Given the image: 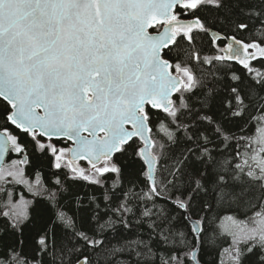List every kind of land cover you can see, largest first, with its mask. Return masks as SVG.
I'll use <instances>...</instances> for the list:
<instances>
[{
    "label": "snow or ice",
    "instance_id": "snow-or-ice-1",
    "mask_svg": "<svg viewBox=\"0 0 264 264\" xmlns=\"http://www.w3.org/2000/svg\"><path fill=\"white\" fill-rule=\"evenodd\" d=\"M0 264H264V0H0Z\"/></svg>",
    "mask_w": 264,
    "mask_h": 264
},
{
    "label": "flooded vegetation",
    "instance_id": "flooded-vegetation-1",
    "mask_svg": "<svg viewBox=\"0 0 264 264\" xmlns=\"http://www.w3.org/2000/svg\"><path fill=\"white\" fill-rule=\"evenodd\" d=\"M82 163H83V162H82ZM84 166H85V167H87V165H86V164H84Z\"/></svg>",
    "mask_w": 264,
    "mask_h": 264
}]
</instances>
